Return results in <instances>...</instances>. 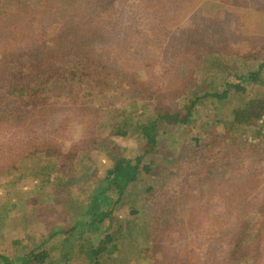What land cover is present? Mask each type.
Segmentation results:
<instances>
[{"label": "trees", "instance_id": "1", "mask_svg": "<svg viewBox=\"0 0 264 264\" xmlns=\"http://www.w3.org/2000/svg\"><path fill=\"white\" fill-rule=\"evenodd\" d=\"M25 1L0 0V95L7 87L4 77L8 68L34 63L38 68L61 67L70 57L80 55L108 65L104 74L108 71L119 79L130 75L123 81L130 87L136 79L127 65L117 67L125 57L119 59L116 52L135 44L166 43V38L157 40L164 32L173 33L166 46L175 50L180 44L192 48V41L187 34L182 39L180 30L191 28L204 9L218 12L212 8L214 0H36V10L26 23H11L5 18L8 9ZM223 9L226 12L216 28L212 32V27L205 29L208 40L210 35L215 37V44L198 46L206 49L203 57L191 61L195 74L209 77V81L195 83L188 91L172 96L175 101L168 112L160 109L163 102L148 106L144 101L140 115L134 112L130 119L120 120L121 124L110 125L112 132H105L107 137L94 140L92 145L99 141L112 145V134L119 141H115L120 147L115 151L117 156L113 155L106 171H100L86 151L80 153L74 142L81 139L91 146L88 135L98 112L89 104L90 96L68 106L74 118L60 120L59 128L34 141L22 132L19 145L9 143L0 148V171L22 157L37 158L44 189L53 187L55 196L62 199L60 203L70 206L57 227L41 240L31 241L29 247L21 246L20 255L15 253L10 258L0 252V264H106L100 249L111 264H124L128 253L139 248L143 253L152 251L154 246V264H170V254L177 248L171 252L157 239L166 237L199 208L214 204H235L241 213L218 243L227 256L207 258L203 264H264V241L258 242L255 233L257 224L264 222V185L259 196L250 201V194L262 183L258 176L255 180L252 177L258 175L254 170H264V145L241 144L246 134H257V121L264 114V0H229ZM234 18L237 22L230 21ZM147 27L153 29L152 37L136 33ZM15 29L21 34L24 30L33 32L42 51L35 52L26 36L15 45L19 35ZM227 47L233 52H226ZM219 64L225 66L221 77L215 74ZM18 109L0 110V125L25 128L45 110L58 107H41L30 114ZM69 130L74 133L67 135ZM162 138L167 139L164 147ZM61 142H67L69 151L63 162L54 163L51 157L56 155L55 145ZM182 164L188 165L181 169L178 166ZM180 169L186 174L182 175ZM157 176L165 179L157 182ZM236 183L247 194L235 192ZM152 185L160 187L155 190ZM134 187L144 191L138 194L132 191ZM71 190L78 193L72 200ZM206 199H210L209 205L201 203ZM132 223H136L135 228ZM126 246L129 250L124 251ZM194 260L192 256L189 263L198 264Z\"/></svg>", "mask_w": 264, "mask_h": 264}, {"label": "rangeland", "instance_id": "2", "mask_svg": "<svg viewBox=\"0 0 264 264\" xmlns=\"http://www.w3.org/2000/svg\"><path fill=\"white\" fill-rule=\"evenodd\" d=\"M228 2L229 0H214L212 8H217L218 12L208 13L204 9L203 14L200 13L199 19L191 28L185 32L180 30L182 39H186L187 34L189 40L192 41V48L182 47L180 44L175 50L166 46L170 44L171 38L168 37L173 33L164 32L162 37L157 40L166 38V43L157 41L152 45L135 44L129 49H121L116 52L119 59L125 57L124 62L120 59L117 67L127 65L126 69L132 71L131 77L136 79L132 85L130 84V87L127 86L128 83H123L128 74H124L120 79L108 71L104 74L103 71L108 65L92 59L88 60L82 55L70 57L68 61L61 63V67L42 65L38 68L34 63L33 65L25 64L16 68H8L6 78L3 76L7 81V87L0 95V110L19 108V111L26 110L27 114H30L31 111L41 107H58V109L45 110L42 115L36 118L38 120L35 123H31L25 128L10 129L15 124H12V127L1 124L0 148L9 143L15 146L19 145V141H22L19 134L22 132H27L31 140L34 141L38 140L43 133L48 134L51 130L59 128L60 120L64 121L68 116L71 119L74 118L75 113L68 110V106L74 101L88 100L87 96H90L88 102L98 112L93 130L88 135V138H91V146L87 141L81 139H76L74 142L79 145L80 153L86 151L91 162L100 171H106L112 165L113 155L117 156L115 151L120 147L116 142L119 141H116V137L112 134L111 140L114 141L112 145L105 146L102 141H99L93 148L92 145L95 143L94 140L98 141L100 137H107V133L109 135L112 132L111 128H108L110 125L121 124V121L134 116V112L140 115L142 111L139 107L143 105L144 101L148 106L154 102H158V104L163 102L162 106L159 105L160 109L168 112L172 110L175 101L172 96L188 91L195 83L209 81V77L205 79L201 78L202 74H195L191 61L203 57L206 49H199L198 46H203L206 43L215 44V37L210 35V40H208L209 36L206 35L205 29L207 26L212 27V32L223 20L226 10L222 11V8ZM36 4V0H26L8 9L5 18L11 23L24 24L28 17L35 12ZM230 21L237 22V19H230ZM57 27L59 24L54 29L56 30ZM147 28L136 33L143 38L152 37L153 29ZM14 31L19 33L14 39L15 45L26 36L30 39L35 52L42 51L39 43L33 38V32L24 30V34H21L22 31L19 29ZM231 50L233 48H226V52ZM186 55L190 57L187 58ZM36 57L37 60L40 58ZM226 57L230 60L228 55ZM216 69L218 70L215 71V74L217 77H221L224 74L225 66L219 64ZM128 76L130 78V75ZM147 96L150 97L149 100L146 99ZM66 101L68 103L65 106ZM153 113H156L155 109ZM230 122L227 120L226 124L230 125ZM73 130L67 131V135L73 134ZM105 132L107 133L104 134ZM166 142L167 139L162 138V147ZM54 150L56 155L52 156L51 160L54 163L63 162V157L69 151L67 142L56 144ZM57 157L58 159L55 160ZM38 165L37 158L22 157L9 168L0 171V252L7 253L8 256H11L10 258H13L15 253L21 254H18L21 246L29 247L31 241L41 240L52 227H57V224H60L69 212V203H60L62 199L55 196L53 187L44 189L45 182L38 177ZM185 166L182 164L178 167L183 169ZM181 169L179 172L182 175L186 174ZM161 179L159 176L155 178L157 182H161L165 178L161 177ZM68 182L67 185L70 186L71 183L68 184ZM77 186L80 187L81 184ZM177 186L175 182L174 188ZM154 187L157 190L160 186ZM174 188L173 190H175ZM132 191L141 194L144 190L134 187ZM71 192L72 200L78 193L75 190H71ZM173 194L175 196V193ZM237 199L239 202L241 201L239 196ZM209 200L206 199L201 203L209 205L207 203ZM76 203L79 204V201ZM217 205L199 208L185 217L179 226L166 237L157 239L158 244L164 245L171 252L172 248H177L173 254H170L172 255L170 264H190L192 256L197 259L194 261L198 264L206 263L207 258L208 260L222 259L227 256V251L221 247L222 245L218 247V243L224 239L222 235H226L234 225L240 214V209L235 204ZM1 225L5 228L1 229ZM135 226L136 223L131 224L132 228ZM255 233L258 242L263 244L264 222L257 224ZM139 234L137 239L141 238ZM134 240V237H131V241ZM261 247L264 252V245ZM126 250H129L127 246L124 248V251ZM100 252L101 257L107 260L106 264H111L110 258L104 254V249H100ZM126 258L124 264H154L155 260L153 259L157 258L155 246L154 250H145L144 253L139 248L138 251L128 253Z\"/></svg>", "mask_w": 264, "mask_h": 264}, {"label": "built area", "instance_id": "3", "mask_svg": "<svg viewBox=\"0 0 264 264\" xmlns=\"http://www.w3.org/2000/svg\"><path fill=\"white\" fill-rule=\"evenodd\" d=\"M257 126V134H246L241 138L243 145H258V143L264 145V114L259 117Z\"/></svg>", "mask_w": 264, "mask_h": 264}, {"label": "crops", "instance_id": "4", "mask_svg": "<svg viewBox=\"0 0 264 264\" xmlns=\"http://www.w3.org/2000/svg\"><path fill=\"white\" fill-rule=\"evenodd\" d=\"M251 146H255V145H251ZM253 172H255L254 174H258V175H256V177H252V179L255 180L257 178V176H258L260 178V182H262V183H261V186L258 187L259 189L258 188L257 189H254V191L250 194V195H252V197H250V201H251V198H253L255 196L256 197L259 196V190H261L262 187H263V185H264V181H263V178H264V170H262V169L261 170H256V171L254 170ZM251 184H256V183L251 182ZM233 189L235 190V192L236 191H240V192H244L245 194H247V192H248L239 183H236L235 188L233 187ZM249 191H251V189ZM239 209H240V207H239ZM252 214H254V213H252Z\"/></svg>", "mask_w": 264, "mask_h": 264}]
</instances>
